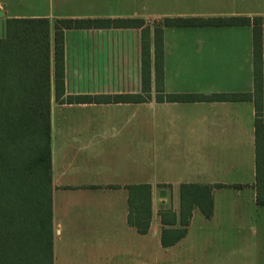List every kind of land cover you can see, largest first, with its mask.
Segmentation results:
<instances>
[{"label": "crops", "instance_id": "1", "mask_svg": "<svg viewBox=\"0 0 264 264\" xmlns=\"http://www.w3.org/2000/svg\"><path fill=\"white\" fill-rule=\"evenodd\" d=\"M191 1L203 9L217 3L220 13L205 14L203 9L197 13ZM42 3L36 13L3 9V14L4 19H48L51 54L54 25L61 19L134 18L148 24L149 18L156 17L158 26L164 18L172 17L250 20L234 26L163 27L162 92L157 91L152 67L149 99L137 103H69L66 98L142 95L141 29L64 30V93L60 99L55 97L51 77L53 264L57 239L66 243L62 252L77 248L80 261L94 264L99 259L97 252L108 249L112 264H126L121 255L128 258V264H146L150 235L164 255V251L180 252L187 245L190 250L198 249L194 238L190 244L187 241L194 232L204 235L208 248L210 231L219 234L222 228L235 230L236 248L248 249L252 264H264V204L257 201L253 101L166 99L172 95L253 93L252 19L264 17V0H156L155 12L148 11L147 0ZM261 42L259 119L264 175V26ZM143 184L151 187V220L148 232L141 235L127 221V187ZM182 184L209 187L211 213L206 217L194 208L185 235L174 245L163 247L162 229L181 228ZM261 191L264 197V178ZM161 212L173 214L175 224L172 217H164L162 224ZM126 236L129 239L124 242Z\"/></svg>", "mask_w": 264, "mask_h": 264}, {"label": "trees", "instance_id": "2", "mask_svg": "<svg viewBox=\"0 0 264 264\" xmlns=\"http://www.w3.org/2000/svg\"><path fill=\"white\" fill-rule=\"evenodd\" d=\"M248 18H164L162 26L151 28L142 19H61L54 25L51 54L50 25L46 18L6 19L0 36V264H53L52 174H51V77L54 94L64 93L63 32L70 29H141L142 95L71 96L69 103L144 102L149 99L151 69L157 91L162 84L163 27H220L249 24ZM254 91L252 94L167 96L171 102L253 101L255 122L256 183L260 204H264L262 154V42L264 17L252 19ZM151 44L154 63H151ZM53 63V69H51ZM53 70V75L51 74ZM162 99V97H159ZM127 221L137 233L148 232L151 220V187H127ZM179 229H162L161 245H174L186 233L192 210L198 207L209 217L210 188L182 184ZM173 218L171 213H160ZM170 221V220H169Z\"/></svg>", "mask_w": 264, "mask_h": 264}, {"label": "rangeland", "instance_id": "3", "mask_svg": "<svg viewBox=\"0 0 264 264\" xmlns=\"http://www.w3.org/2000/svg\"><path fill=\"white\" fill-rule=\"evenodd\" d=\"M0 11L3 12V9H7L8 13H19V14H26V13H36L34 12L35 9L43 8L44 3L42 0H0ZM41 2V3H40ZM148 2V11L155 12L156 11V0H147ZM193 10L195 12L201 11L203 9L202 6H198L194 1ZM224 6V4H223ZM202 11L205 14H218L219 8L217 3H213L210 8L203 9ZM40 12V11H39ZM4 14L0 17V36L4 35V26H5ZM159 19L156 17H151L148 19L149 26L154 27L158 26ZM211 229H209L210 231ZM218 230L210 231L211 234V242L208 243V248H206L205 238L202 233L194 232L189 235L187 238L188 244L189 241L194 238L196 240V244L199 245L198 249L190 250L189 248L182 247L180 252L175 251H161V249L153 244L154 238L150 235L148 237V257L146 259V264H161L160 262L163 261L164 264H227V262H234L235 260H240L245 262V264H252V256L246 248H236V234L235 230L232 232L231 229L222 228L217 234ZM209 234V233H206ZM236 235V236H235ZM129 237H124V242L128 241ZM64 242V241H63ZM62 242V243H63ZM60 239L56 240L54 245V264H91L87 261H80L78 256L79 253L77 252V248L73 249L72 251L65 249V252L61 251L65 244H62ZM108 252V253H107ZM110 250L104 249L103 251H98L97 255L99 259L94 260V264H112L113 262L110 258ZM127 252H125L126 254ZM179 257L176 256L179 255ZM174 255V256H173ZM122 258L124 259L126 264H128V258L126 256ZM119 256V257H121ZM163 257V258H162ZM146 258V257H145ZM119 261V260H118Z\"/></svg>", "mask_w": 264, "mask_h": 264}, {"label": "water", "instance_id": "4", "mask_svg": "<svg viewBox=\"0 0 264 264\" xmlns=\"http://www.w3.org/2000/svg\"><path fill=\"white\" fill-rule=\"evenodd\" d=\"M3 15V12L2 11H0V17ZM162 195V194H161Z\"/></svg>", "mask_w": 264, "mask_h": 264}]
</instances>
